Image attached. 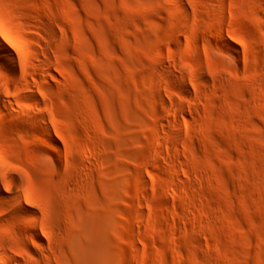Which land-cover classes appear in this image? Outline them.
<instances>
[{
    "label": "rangeland",
    "instance_id": "rangeland-1",
    "mask_svg": "<svg viewBox=\"0 0 264 264\" xmlns=\"http://www.w3.org/2000/svg\"><path fill=\"white\" fill-rule=\"evenodd\" d=\"M0 39V264H264V0H0Z\"/></svg>",
    "mask_w": 264,
    "mask_h": 264
},
{
    "label": "bare ground",
    "instance_id": "bare-ground-1",
    "mask_svg": "<svg viewBox=\"0 0 264 264\" xmlns=\"http://www.w3.org/2000/svg\"><path fill=\"white\" fill-rule=\"evenodd\" d=\"M0 56L3 57V59L5 58L8 61V63L10 64L11 73L14 77H16L17 74H16L15 69L13 68V64L15 63L14 57L9 51V49L5 46V44L1 41V39H0ZM31 217L32 219L36 218L35 215H32V214H31Z\"/></svg>",
    "mask_w": 264,
    "mask_h": 264
}]
</instances>
